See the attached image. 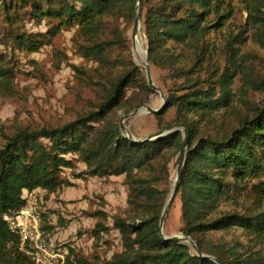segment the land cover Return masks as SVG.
Returning a JSON list of instances; mask_svg holds the SVG:
<instances>
[{"label": "rangeland", "instance_id": "obj_1", "mask_svg": "<svg viewBox=\"0 0 264 264\" xmlns=\"http://www.w3.org/2000/svg\"><path fill=\"white\" fill-rule=\"evenodd\" d=\"M143 1L141 50H148ZM27 2L0 0V62L9 71L8 83H0V149L7 136L20 130L56 128L84 116L106 98L110 83L133 67L137 68L135 80L124 89L114 121L119 125L123 122L125 130L136 140L167 130L178 132L183 139V128L177 124L180 119L174 108L163 110L161 126L155 115L148 112L124 120L135 109L148 106L157 110L163 103L160 94L148 87L140 53L132 47L131 30L137 0L134 16H130L128 9L113 12L102 18L94 34L88 36H81L75 25L63 26L54 34L50 33L59 26V21L52 17L34 21ZM219 2V14L225 16L230 10L228 18L217 26L214 14L207 16L203 24H207L209 30L203 37L191 39L193 42L189 47H173L169 51L180 56L177 68L184 73L159 69L150 63L152 82L166 99L186 94L184 88L188 85L214 94L216 103L213 106L186 113L185 118L196 124L199 130L196 139L217 141L229 137L245 118L250 119L264 108V29L251 24L244 0ZM36 3L45 10V0H36ZM10 28L40 42L39 49L28 52L7 47L2 38ZM92 38L118 43L104 47L96 59L87 51L93 46ZM203 45L205 50H198ZM195 49L198 50L196 53ZM39 142L49 146L47 140ZM186 152L187 148L184 165ZM181 153L182 148L170 147L151 166L135 170L141 178L151 180L150 185L159 192L149 207L140 210H133L127 203L129 187L125 175L89 176L85 164L76 155L65 156L72 167L62 169L60 176L69 185L54 193L36 191L46 213L42 230L55 249L66 252L63 264H79L78 261L83 260L93 262L94 259L106 262L114 254L121 253V235L113 229L116 218L124 219L128 224H139L151 213L158 212L161 217L176 178ZM258 183L250 180L247 186L251 188ZM237 192L234 188L229 190L233 197ZM240 200L237 199L239 204ZM233 207L234 201L220 203L222 210ZM97 224L103 225L105 230L97 231ZM181 228V201L177 195L168 208L162 232L167 237L181 236ZM231 237L232 234H214L209 239L216 243ZM240 241L244 242L243 239ZM6 259L3 264H10V258Z\"/></svg>", "mask_w": 264, "mask_h": 264}, {"label": "trees", "instance_id": "obj_2", "mask_svg": "<svg viewBox=\"0 0 264 264\" xmlns=\"http://www.w3.org/2000/svg\"><path fill=\"white\" fill-rule=\"evenodd\" d=\"M24 1H28L34 21L46 17L59 21V26L50 33L75 25L81 36L93 35L102 18L120 9H128L130 16H134L136 5V0H45L46 8L42 10L36 0ZM220 3L219 0H144L143 27L150 63L159 69L184 73L177 68L180 56L169 51L173 47H189L191 39L203 37L209 30L203 24L207 16L214 14L217 26L228 18L230 10L225 16L219 14ZM244 3L251 24L264 29V0H244ZM2 41L12 50L28 52H36L40 44L13 28L4 34ZM91 41L93 46L87 51L96 59L104 47L118 43L99 42L98 38ZM202 48L204 45L198 50ZM136 71L133 67L113 80L106 98L75 121L56 128L20 130L5 138L0 149V264L7 257L10 264H33L19 251L18 239L9 232L3 215L24 206V191L39 189L54 193L68 186L60 176L62 169L72 167L65 158L68 154L76 155L85 164L89 176L125 175L129 187L127 203L133 210L149 207L156 200L159 192L150 185L151 180L134 172L151 166L170 147L183 148V139L178 132H172L154 141L133 143L122 135L113 117L124 89L135 80ZM8 78L9 71L0 62V83H8ZM184 89L186 94L168 97L164 108L176 110L180 119L177 124L185 127L188 134L185 165L175 194L181 201V232L195 243L202 255L220 264H264V108L250 119L245 118L223 140L196 139L199 130L185 114L210 108L216 101L211 92L192 85ZM162 113L154 114L158 126L162 125ZM40 140H47L49 146ZM250 180L260 183L248 188ZM230 188L238 190L234 197L229 194ZM223 201H234V207L220 209ZM159 217L158 212L151 213L139 224L114 219L113 229L121 235L123 251L106 262L94 259L78 263L215 264L198 257L188 244L163 240L159 235ZM96 228L99 232L105 230L100 224ZM214 234H232V237L214 243L209 239Z\"/></svg>", "mask_w": 264, "mask_h": 264}, {"label": "built area", "instance_id": "obj_3", "mask_svg": "<svg viewBox=\"0 0 264 264\" xmlns=\"http://www.w3.org/2000/svg\"><path fill=\"white\" fill-rule=\"evenodd\" d=\"M36 191H24V206L18 211L4 214L3 221L9 232L18 239L19 251L33 264H63L66 252L55 249L42 230L44 211Z\"/></svg>", "mask_w": 264, "mask_h": 264}, {"label": "water", "instance_id": "obj_4", "mask_svg": "<svg viewBox=\"0 0 264 264\" xmlns=\"http://www.w3.org/2000/svg\"><path fill=\"white\" fill-rule=\"evenodd\" d=\"M141 25H142V0H137V5H136V11H135V18H134V22H133V26H132V30H131V39L132 41L138 37L140 35L141 32ZM133 47V46H132ZM134 49V47H133ZM145 72H146V78H147V83H148V87L153 91V92H157L160 94V97L163 101L162 105L160 108H158L157 110L151 109L148 106H145L144 109H135L131 114L127 115L124 117V120L134 117L137 114L141 113V112H148L150 114H158L161 113L163 111V109L166 106L167 103V99L164 97V95L161 93V91L156 88L152 82V77H151V71H150V60H149V56H148V50H145V61L144 63H142ZM183 148H182V153L179 159V163H178V167H177V172H176V178H175V183L173 184V187L171 189V192L169 194V197L167 199L166 205L163 209L162 215L160 217V221H159V235L160 237L165 240V241H171V242H179V243H187L189 244V246L192 248V250L196 253V255L198 257H200L201 259L204 260H210L212 262H214L215 264H220L216 259L209 257V256H205L202 255L199 250L197 249L195 243L187 236L181 235H174V236H170L167 237L163 234L162 232V227H163V222H164V218L167 214L168 208L170 207L173 199L175 198V194L177 192V188H178V184L182 175V171H183V166H184V153L185 150L187 148V130L185 127H183ZM120 129L122 131V134L125 138H127L128 140H130L133 143H140L143 141H152L155 140L157 138L163 137L169 133H172V131H159L156 134H153L151 136H148L144 139H140V140H136L133 139L132 136L129 134V132H127L124 128L123 122L120 124ZM125 134V135H124Z\"/></svg>", "mask_w": 264, "mask_h": 264}, {"label": "bare ground", "instance_id": "obj_5", "mask_svg": "<svg viewBox=\"0 0 264 264\" xmlns=\"http://www.w3.org/2000/svg\"><path fill=\"white\" fill-rule=\"evenodd\" d=\"M132 41V39H131ZM132 46L134 47V50L137 51L138 53H140V63H144L145 61V49L141 50V40H140V35L138 37H136L133 41H132ZM175 183V181H174Z\"/></svg>", "mask_w": 264, "mask_h": 264}, {"label": "crops", "instance_id": "obj_6", "mask_svg": "<svg viewBox=\"0 0 264 264\" xmlns=\"http://www.w3.org/2000/svg\"><path fill=\"white\" fill-rule=\"evenodd\" d=\"M38 191V190H37Z\"/></svg>", "mask_w": 264, "mask_h": 264}]
</instances>
